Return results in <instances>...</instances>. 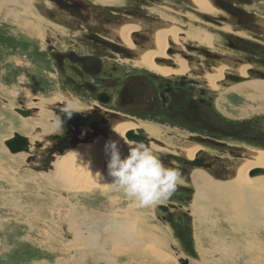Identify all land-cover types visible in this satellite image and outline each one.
Here are the masks:
<instances>
[{
	"label": "rangeland",
	"instance_id": "obj_1",
	"mask_svg": "<svg viewBox=\"0 0 264 264\" xmlns=\"http://www.w3.org/2000/svg\"><path fill=\"white\" fill-rule=\"evenodd\" d=\"M83 1L92 3L97 10L99 8L106 10L111 15L110 19L111 17L114 18L115 15L112 16L113 14L109 10L113 11V8H127L123 5L118 7L107 6L96 3L94 0ZM51 2V0H0V95L2 100L0 111V264H181L180 258L188 259V264H264V256L263 258L261 257L264 251V213H259L257 223H241L244 222L245 218L246 220L254 221V215L250 216L249 213L242 210H244V206H249L253 209L251 205L255 204L256 201L260 203V201L264 200L263 194H260L254 201L255 192L251 189L246 197L240 198L238 206H235L236 208L230 199H227L228 201H221L220 205H222L218 206L216 200H212L213 194L211 192L216 191L215 193H218L214 187L215 190L210 192L212 197L208 200L209 203L203 201V204H199L198 199L195 197L198 187L210 185L213 182L216 183V181L221 183L228 181L235 173L232 175L230 172L224 173V171L218 170L219 168L213 170L195 166L186 167V171L180 170L181 180L174 195L166 202L151 208L137 207L119 191L113 189L110 184L112 178L109 175H107L108 181H106L109 188V192L107 193L101 190L100 185L95 190L82 189L77 191L70 188L65 189L59 185L55 161L61 154L50 151L53 136H51L52 134H45L41 126V120H48L47 112H41L37 104L46 103V101L41 99H50L60 95L64 96L70 92L74 93L72 94L74 98H77L80 110H89L85 108L87 104L81 99V96L83 97L82 92L75 93L74 87L68 83L67 77L73 74L67 65L63 67V64L58 61L57 55L67 52L68 49L74 46H82L80 41H83V34L88 29L100 30L99 28L106 26L112 30V26L115 25L112 23L114 21L110 19H108L110 21L104 20L99 21V23L93 21L99 28L91 29L89 27L86 29L84 26L78 27L72 24L68 20L69 15H66L63 21H54L50 16L57 13L60 16L59 13H62V8L58 5L55 6ZM242 8L245 11H250L256 17H262L264 15V0H250L248 7ZM97 10L94 11L95 14ZM192 14L196 15V12L190 11L188 16ZM96 17L98 20L102 16L100 13H97ZM112 20H115V18ZM203 21L199 24L206 26ZM18 22H26L25 25L28 26L36 23L39 28L41 26V34L37 32L34 35L29 34L30 31H25ZM181 24L192 27L186 21ZM259 26L261 27L260 32L264 35V27ZM249 28H239L242 33L238 35L243 38L245 44H247L248 40V42H252L250 33L252 27ZM117 29L114 28L113 32ZM114 34L119 35L117 32H114ZM106 36L113 39L112 32ZM231 37L237 44L238 39L235 34L231 35ZM49 39H56L54 50H48L46 40L49 41ZM218 41L222 44V36ZM215 44L213 42L210 47H215ZM243 44L242 46L240 44L241 51L237 47H231L230 49L232 50L226 49L229 51H226V55L228 59L232 57H250L251 61L247 60L256 66L257 79L245 82L244 78L239 77L238 81H226L228 82V86L217 84V88L219 87L217 93L220 95L219 99L221 100L219 102L222 106L223 114H220L219 111L221 109L217 105L215 106L218 111L216 113L220 114L219 117L227 124L238 125L240 127L244 125L243 122L245 121L247 125L248 122L252 123L254 128H249V130L263 135L264 108L258 107V110H252L249 106L253 107V100L249 96L254 92L258 93L257 89L252 87L253 84L264 82V42L257 43L260 46L257 55L260 57L249 56L247 53H250V51L244 49ZM78 50L83 51L80 48ZM137 50L140 51V48H137ZM138 58L133 60L137 61ZM183 58L189 61V58L186 56ZM228 59L227 62L222 63L228 65ZM136 65L145 66L141 63ZM216 65L220 66V64H215L214 68ZM240 65L238 64V66ZM241 67H244V71L245 69L247 70V67ZM212 70L209 73H213ZM136 71L139 72L138 70ZM245 73V75L241 76H248L247 71ZM206 74L208 73L204 75ZM243 83L250 84L251 88L243 90L241 93L238 90V92L232 91V95H227L229 88L232 87V90H236L234 88L235 85H239V89H241L242 86L240 85H243ZM225 86L228 89L222 90ZM212 90L215 91L216 89ZM15 92L29 96H39V99L35 98L30 101L32 98H24L20 94H14ZM214 96L215 98L217 97L216 94ZM27 99H29V102ZM219 99L217 97L215 101ZM221 101L225 102L221 103ZM261 103L263 102H257V104ZM59 105L61 106V104ZM59 105H49V114L55 121L58 119L56 108L60 107ZM223 106L226 107L225 110ZM260 106L264 107V103L263 106ZM17 108L25 110H32L34 108L35 111L30 116H24L15 111ZM162 119L164 120L162 122V129L168 132L166 136L167 140L160 139L164 141L165 146L157 145L155 151L162 162L165 153H172L167 150L180 148L184 144L188 145L191 143L205 146L204 153H207V156L212 160L217 159L215 163L225 162L226 167H230L229 165L232 167L236 166V164L247 158L246 156L250 155V151L253 149L262 148L264 150V141L254 140L249 137H247L248 139L228 138L213 131H211L213 137L226 142V144L222 143V146H217L210 143H195L191 139L193 131L191 132L188 128L189 122L184 121V119L183 121H172L166 117ZM155 120L157 121V119ZM50 121L52 122L53 120ZM127 121L136 122L137 124L139 122V124L143 123V126H151L152 130L158 132L151 124L132 119H128ZM69 130L65 125H62V128L60 126L56 132L52 133L64 135ZM14 132H19L29 138V153L20 152L14 154L6 147L5 140L12 137ZM33 133L36 135L35 138H32ZM201 134L212 137L207 132H201ZM101 136L102 134H97L96 137L94 136V139L87 138V142H94ZM37 140L43 141L47 147L42 148V145L40 147L35 146L34 144ZM75 145L78 144L76 143ZM229 150L233 151L234 154L238 153L240 155L239 159L237 155H234ZM179 151V149L173 150V152L177 153L176 155H181ZM200 151L203 150H198L197 153ZM32 155L36 159H31L34 157ZM165 166L178 169L179 165L172 162L170 165L165 164ZM199 168L205 172H195V169ZM231 170L234 172L233 168ZM227 174L231 176L225 177ZM46 177L54 178L56 181L49 182ZM115 198L116 200L113 201ZM192 199L197 205L196 208L198 210L193 207L194 203H190ZM161 204H172L175 206H170L167 211H164L159 209V205ZM109 205L115 207L109 208ZM71 209L75 211L73 219L75 228L73 229L80 233L83 232L84 236L89 234L86 233V227L93 222L95 223L98 218L101 219L99 212L118 214L122 220L127 221V226L131 232L135 231L137 233L135 230L137 229L141 232V236L135 238L136 236L134 235V243L131 242V239H129L130 241L128 239H118V242L111 240L109 238L111 237L112 227L100 221L98 224L99 228L97 229L99 235L91 244L87 243L86 241L88 240L85 239V242L84 240L75 239V236H72L71 231L69 232L68 229V217L71 222L73 215L71 214ZM143 214L148 215L144 216ZM200 214L205 218L201 217ZM96 215H99V217H96ZM132 220L136 221L135 226L129 225ZM235 227L238 228L239 233H237ZM146 229L150 231L149 234H146ZM143 230L145 234H143ZM141 238L142 243L140 244ZM135 243H138V245ZM231 243L233 246L235 245V249L231 250L229 246ZM102 247L105 252H102ZM162 251L170 255L167 256L170 258H167V260L166 258H162L164 256L162 255Z\"/></svg>",
	"mask_w": 264,
	"mask_h": 264
},
{
	"label": "flooded vegetation",
	"instance_id": "obj_2",
	"mask_svg": "<svg viewBox=\"0 0 264 264\" xmlns=\"http://www.w3.org/2000/svg\"><path fill=\"white\" fill-rule=\"evenodd\" d=\"M51 1L55 6L58 5L62 8V13H59L60 16H58V13L50 16L54 21H63L65 16L69 15L68 20L72 24L78 27L84 26L86 29L89 27L91 29L97 28L98 25L95 23L104 20L114 21L112 23L115 25L112 26V30L106 26H102L101 28L98 27L100 30L88 29V31L83 34V41H80L82 46H74L68 49L67 52L57 55V59L63 64V67L67 65L68 69L73 74L67 77L68 83L74 87L75 93L82 92L83 97L81 96V99L87 104L85 108L89 110L74 112L69 119L66 114L61 111L65 102H62L63 105L60 103L61 106L59 105L60 107L56 108V116L57 118L61 117L63 121L62 125H65L66 128L70 130L64 135L61 133H54L55 135H51L53 136L50 147L51 152L64 151L68 146L70 147L78 143V139H94V136L96 137L97 134L101 135L108 132L117 122L127 121L128 119L153 125L158 130L159 134L163 132L161 136L164 137V140H167L166 136L168 132L162 129V122L164 121L162 118L164 117L172 121H183L184 119V121L189 122L190 125H188V128L191 132L193 131L191 139L192 142L195 143H210L217 146L226 144V142H222V140L213 137L211 131L214 133L217 132L228 138L248 139L247 137H249L254 140L264 141V134L262 135L261 133L249 130V128H254L252 123L248 122L247 125L245 121L243 122L244 125L238 127V125H231L222 121L223 119L219 117L220 114H223L222 106L219 102L221 100L219 99L220 95L212 90L204 75L205 73H209L214 68L215 64L223 66L224 63L222 62H227L228 57L226 53L229 51L226 49L232 50L230 49L231 47H237L240 50V44L242 46V43H244V49L250 51V53H247L249 56L260 57L257 55V51L260 49L257 43L264 42V35L260 32L261 27L259 26L261 25L264 27V15L262 17H256L250 11H245L242 8L248 7L250 0H207L208 5H210L209 11L200 9L194 0H120L119 4L112 5V7L123 5L127 8H113V11L109 10V12L113 14L112 16L115 15V20H112L114 19L112 17L110 19L111 15H109L106 10L101 8L97 10L90 2L83 0ZM122 1L123 3H121ZM95 10H97L96 14L94 12ZM190 11L196 12V15L192 14L188 16ZM97 13H100L102 16L99 17L98 20L96 17ZM202 20H204L203 22L206 26H201L199 24ZM93 21H95V23H93ZM180 21L181 23L186 21V23L193 25L192 27L194 28L200 27L205 30L207 29L208 32L211 31L217 38L215 39V47L212 48L187 40V37H185L187 33H185V31L190 30L191 27L181 23L179 25L178 23ZM94 24L96 27L93 26ZM125 26L132 27L129 30L130 35L132 34L130 36L131 41L133 40L132 43L142 48L146 46V48L148 47V51L156 49L157 46L155 44L154 35L158 31L175 29V33L177 34V39L175 38L177 45L173 39L168 36L166 38V43L168 41L167 46H169L165 49V53L168 57L163 59L162 57H153L152 60L160 67L169 68L170 66V68L175 69L176 63L172 57L180 54L181 56H187L190 64L194 68L191 67L192 69L183 74H178V72H176L167 76L151 70L148 67L131 63L132 61L127 62V59H136L138 54L134 49L125 46L117 34L113 32L114 28ZM134 26H136V29L133 28ZM225 27L229 28L231 31L226 30ZM243 27L246 29L252 27L250 31L253 37H251L252 42H248L249 40L246 39L248 41L247 44H245L243 38L238 35L242 33L240 29ZM111 32L113 33V39L106 36L110 35ZM233 34H235L238 39L237 44L231 37ZM221 36L223 38L222 44L218 41ZM46 42L49 48L48 50H54L56 39H49V41L46 40ZM179 45L180 47H178ZM79 48L83 49V51H79ZM169 50H173L174 55H170L168 53ZM247 59L251 61L250 57H232L228 59V64L232 66H238V64L247 65L246 71L248 76L243 77L237 73L235 70L236 67H230L231 69H228L224 77L219 80V84L228 86V82H232L233 80L238 81L240 79L239 77L244 78L246 80L245 82L257 79V68ZM66 62L67 64H65ZM227 86L221 89L225 90ZM213 93L217 95L218 101H215L217 97L215 98ZM72 94L74 93L69 92L65 95H70L69 97L74 98ZM230 94L232 95L231 91H229L227 95ZM74 99L77 100V98ZM223 102L225 101H221V103ZM216 105L221 109L219 111L220 114L216 113L218 112L215 108ZM223 108L226 109L224 106ZM34 111L35 109L32 108V112ZM64 117L77 124L85 122L88 125L79 124L75 126L72 123L64 122ZM147 117H149V119H147ZM155 119H157V121ZM86 132L88 133L87 136ZM132 132L137 135L139 134V131ZM201 132L210 133L212 137L205 136L201 134ZM93 133L94 135H92ZM211 140L218 143H214ZM161 141L160 139L150 138L149 142H155L156 145L164 147L165 143ZM38 142L41 144L43 141L37 140L35 144ZM46 147L47 146L43 143L42 148ZM230 152L233 153V151ZM166 154L169 153L164 154V164L170 165L172 162L178 163L179 171H186V167H189V165L177 162L173 158H167ZM195 154V159H204L203 163L209 165L206 169L215 170V168H219L218 170H222L224 173L230 172L231 175L234 173L231 170V165H229L230 167H226L225 162L215 163L217 159L212 160L209 158L207 153H204V150L198 153L196 152ZM234 155H237L239 159L240 155L238 153ZM31 159H36V157L34 156ZM230 174H227L225 177Z\"/></svg>",
	"mask_w": 264,
	"mask_h": 264
},
{
	"label": "bare ground",
	"instance_id": "obj_3",
	"mask_svg": "<svg viewBox=\"0 0 264 264\" xmlns=\"http://www.w3.org/2000/svg\"><path fill=\"white\" fill-rule=\"evenodd\" d=\"M94 1L96 3H100V4L108 5V6H111V5H115V4H119L120 3V0H94ZM194 2L199 6L200 9H202V10H208V11L210 10L209 9L210 8V5H208L207 0H194ZM16 3H18V2H16ZM215 12H216V10H215ZM25 23H22L21 22L19 24L22 25V28L25 31H28L29 30L30 31V32L28 31L29 34L34 35L36 32L41 34V26L39 28L36 23L35 24H31L32 26H28V25H25ZM28 24H30V23H28ZM178 24L180 25V23H178ZM191 26H193V25H191ZM131 28L129 26L128 27L125 26V27L118 28L116 31H114L115 33L117 32L119 34L117 36L121 39L122 43L125 46H127L128 48L134 49L136 51V53L138 52V57L139 58H138L137 61H135V60H129V59H127L126 61H128V62H131L132 61V63H134V64H140V63L141 64H144L145 66H147L151 70L157 71V72H159L161 74H164V75H167V76L168 75H171V74H174L176 72H178V74L179 73L180 74L181 73L183 74L186 71H189L190 69H192L191 67H193V66L190 64V62L187 61V60H185V58H183L184 56H181L180 54L174 55L172 57L174 59V62L176 63V68L175 69L174 68H170V66H169V68L168 67H160L159 65H156L157 63L155 64L153 62L154 60H152L153 57H162V59L168 57V55H166V53H165L166 47L169 46V45L167 46L168 41L166 43V38L168 36H170V38H172L173 41L177 45V42H176L177 34L175 33V29L174 30L173 29H167V30L165 29L164 31L160 29L161 31H158L154 35L155 42H156L155 44L157 46L156 49H154L153 51H151V50L148 51V49H147L148 47L146 48V46H145L144 48H142V47H140L138 45H134L132 43L133 40L131 41V39H130L131 38L130 36L132 34L130 35V31H129ZM133 28L136 29V26H134ZM169 28H172V27H169ZM226 30H230V29L229 28H226ZM186 31H188V32H186ZM186 31H185V33H187V36H185V37H187V40L194 41V42H197L199 44H202V45H205V46H208V47L212 46L213 42L215 43V39H217L216 36L213 33H211V31H209L210 32L209 33L207 31V29L205 30V29H202L200 27H195V28L194 27H191L190 30H186ZM181 46H182V44H181ZM178 47H180V45ZM183 47H184V45H183ZM137 48H140V51H138ZM187 62H189V63H187ZM162 65H167V64H162ZM140 66H143V65H140ZM241 66H245V68L247 67L246 65H240V66H235V65L232 66L230 64H228L227 66L226 65H223V66H221V65L220 66H217L216 65V67L212 70L213 73L206 74L205 75V79L208 81V85L212 89H216L215 91L218 92V88L219 87L217 88V84L220 83L219 80L224 77V74L226 73V71L228 69H231L232 67H234V68L236 67L235 70L237 71L238 74H240V75H245L246 74L245 73L246 69L244 71V67H241ZM240 86H242L241 89H239V85H237V86L235 85L234 88L236 90H234V89L231 90L232 89V87H231V88H229V91H231V92L232 91H235V92H238L239 91L241 93L243 90H247L248 88L249 89L251 88L250 84H248V83L247 84H244L243 83V85H240ZM252 87L256 88L257 91H258V93H255L254 92L253 94H250L249 97H250L251 100H253V107L252 106H249V107L252 110H258V107L259 108H264V107H261L260 106V105L263 106V103H264V82L253 84ZM14 94H16V95L17 94H20L24 98H32L30 101H32L33 99L39 97V96L36 97L34 95H32V96L31 95L29 96V95H26V94L24 95L23 93H18V92L17 93L15 92ZM67 98H68V96H66V95H64V96L63 95L62 96L60 95V96L53 97V98H50V99H41L43 101H46V103H38L37 104V106L40 107V111L41 112H47V118H48V120H45V119L41 120L42 131H44L45 134L51 135V134H53L52 132H56V130H57L55 124L52 123V122L55 121V119L52 118L50 116V114H49V109H50L49 105L50 104H52V105L58 104L59 105L60 103L63 104L62 102H65V100ZM27 100L29 102V99H27ZM73 100H75V99H73ZM75 101H76V106L77 107H80L79 104H78V101L77 100H75ZM257 102H263V103L257 104ZM28 112H29L28 115H25V116H30L32 114V110H29ZM50 120H53V121L51 122ZM63 120H64V122H67V123L69 121L68 119H67V121L65 119H63ZM139 123L137 124L136 122H132V121L117 122V124H115V126H112L109 129L108 132H106L105 134H102V136L100 138H98L94 142H87V140H82V141H78V143H77L78 145H73L72 147L65 149L63 152L54 151V152H58L59 154H61L60 156H58V158L55 161V168H56V173H57L56 176L59 178V185L62 186V187H64L65 189L66 188H68V189L70 188V189L75 190V191L82 190V189H85V190H87V189L95 190V189L99 188L98 185H100L101 186V190L103 192H105V193L109 192V188H108V185H107V182H106V181H108L107 180V177H108L107 176L108 175V171H107V160L109 158L108 155L105 152V145H106L107 142H109V141H116L119 144V146H120L121 153H122V156H123V155H126L127 152H128V146H127V143L126 142L127 141H132V140L129 139L127 133L129 134L132 131H135L136 132V131H138V129H141L142 128L146 132V134H147V136H148L149 139L150 138H155V139H162V140H164L163 139L164 137L161 136V134L163 132L161 134H159L156 130H152V127L151 126L150 127H146L145 125L144 126L142 125L143 123L142 124H139ZM114 129L118 133H121L122 134L123 139L119 136V134ZM35 136L36 135L33 133L32 138H35ZM211 141H213V140H211ZM43 143L44 142H42L41 145H43ZM214 143H217V142H214ZM35 146H37V144H35ZM29 147H30V143H29ZM38 147H40V146H38ZM149 147H151L154 152L157 149V145H156L155 142H149ZM176 149H179L180 150L179 152H180V154L182 156H184L185 158H187V159H189V160L192 161L193 158H194V156L196 155L195 153L198 150H205L206 147L205 146H202L200 144L195 145V144L191 143V144H188V145L187 144H184L183 147L175 148V149H170V150H167V151H170L172 153H175V152H173V150H176ZM29 152H30V149H29V151H26L25 153H29ZM14 154H16V153H14ZM246 157L247 158L243 159L240 163L236 164V166H234V167L231 166L233 168L235 174L228 181H224L222 183L216 181V183L213 182L210 185L207 184V185H205L203 187L202 186L201 187H198V190L195 192V197L198 199V203L199 204H203L202 203L203 201H207L208 202V200L210 199V197H212V195H210V192L212 190H215V189L217 190L218 193H215L216 191L215 192H213V191L211 192V194H213V199L212 200H216L218 206H221L222 205V204L220 205V202L221 201H226L227 199L228 200L230 199V201H232V203H234V207L235 206H238V203L240 201V198L243 199V196L246 197L247 196V193L249 191H251V189H253L254 190L253 192H255V197H253L254 201H255V199L260 194H263V197H264V174H258V175H255V176H251L250 175V171L253 170L254 168H256V167H264V150H262V148L253 149V150L250 151V155H248ZM187 165H189V164H187ZM189 166H191V165H189ZM192 167H194V166L192 165ZM195 167H200V166H195ZM196 171L197 172H201V173H204L205 172L201 168L195 169V172ZM247 174H248L249 177L247 176ZM104 175H106V176L104 177ZM46 179L49 182H55L56 181V179L50 178V177H48V178L46 177ZM195 180H197V179H195ZM211 186H212V188L214 187L215 189L214 188L212 189ZM197 199H195V200L197 201ZM115 200H116V198L113 199V201H115ZM241 202H243V201H241ZM190 203L191 204L194 203L193 204V207L194 208L197 207V205L195 204V202H193V199H192V202H190ZM251 206L253 207V209L251 207H249V206H244V208H243L244 210H242V211H245V212L249 213L250 216H253L254 215L255 216L254 217V221H252V220L250 221L248 219L246 220V218H245L244 222H241L242 224L243 223L245 224L246 222L248 224L249 223L251 224L252 222L257 223V220L259 218L258 217L259 213H264V200L263 201H260V203L256 201L255 204H253ZM114 207L115 206H113V205H109V208H114ZM250 208H251V210L249 211ZM232 209H230V210H232ZM197 212H199V211H197ZM200 212H201V210H200ZM230 212H232V211H230ZM99 213L98 214L100 215V217H101L102 220L100 218H98L97 219L98 221L96 220L95 223L93 222L88 227H86V233H89V234H87V235L84 236L82 234L83 232L80 233V232H78V231H76V230L73 229V228H75V224H74V221H73L74 215H75V211L72 210V213L71 214H73V215H72V218H71V222H70V218L68 217V221H69V228L68 229H69V232L71 231V234H72V236L73 235L75 236V239H78V240H81V241H83L85 239V240H88V241H86L87 243L91 244L92 241H94L97 238V236L99 235L98 232H97V229L99 228L98 224L101 221V223H103V224H105L107 226L110 225L112 227L111 228V231L112 232L110 234L111 237L109 238L111 240H115V241L118 242V239H122V240L123 239H125V240L126 239H128V240L131 239V242L134 243L135 242L134 239L135 238H138L139 236H141V232L139 230H137V229H135L137 231V233L135 231H132L131 232L129 230L128 226H127V221L126 220H122L121 216H118V214L115 215V213H112V212H107V213L99 212ZM99 215H96V217H99ZM141 215H142V213H141ZM143 215L146 216L148 214H143ZM200 216L203 217V218H205L204 216H202V214H200ZM87 217H89V216H87ZM237 217H239V216H237ZM141 218H142V216H141ZM199 221H200V219H199ZM135 223H136V221L132 220V222H130L129 225L135 226ZM61 225H62V223H61ZM81 227H82V224H81ZM87 229H88V231H87ZM101 229H102V227H101ZM79 230H81V229L79 228ZM235 230L237 231V233H239L238 232L239 231L238 228H236ZM149 232L150 231L146 229V234H149ZM143 234H145V231L143 232ZM134 235L136 236L135 238H134ZM232 237H234V236H232ZM248 238H250V237H248ZM146 239H148V238H146ZM85 240H84V242H85ZM140 240H141V242H140V244H141L142 243V238ZM143 243H144V241H143ZM135 244L138 245V243H135ZM145 244H147V243H145ZM222 245H224V244H222ZM91 246H93V245H91ZM229 246H230V248L232 250L235 245L233 246L232 243H231V245H229ZM132 247H134V246H132ZM147 248H148V246H147ZM79 249H81V248H79ZM102 249H103L102 252H105L103 247H102ZM237 249H239V248H237ZM162 252H163L162 255H164L162 258H164V259L166 258V260H167V258H168L167 256H170V255H167V253H164L165 251H162ZM80 254L82 255V253H80ZM260 256H261V254H260ZM263 256H264V251H263V254H262L261 257L263 258ZM237 257H235V258H237ZM159 259H160V257H159ZM229 259H227V260H229ZM228 262H230V261H228Z\"/></svg>",
	"mask_w": 264,
	"mask_h": 264
},
{
	"label": "clouds",
	"instance_id": "obj_4",
	"mask_svg": "<svg viewBox=\"0 0 264 264\" xmlns=\"http://www.w3.org/2000/svg\"><path fill=\"white\" fill-rule=\"evenodd\" d=\"M61 111L69 119L74 112H81L71 97L65 100ZM54 124L59 129L63 124L61 117ZM118 134L123 139L122 134ZM126 143L128 152L123 156L116 141H109L105 145V152L109 157L107 171L112 178V188L140 208L155 207L169 200L181 180L179 169L165 166L142 140Z\"/></svg>",
	"mask_w": 264,
	"mask_h": 264
},
{
	"label": "water",
	"instance_id": "obj_5",
	"mask_svg": "<svg viewBox=\"0 0 264 264\" xmlns=\"http://www.w3.org/2000/svg\"><path fill=\"white\" fill-rule=\"evenodd\" d=\"M170 55H174V51L173 50H169L168 52ZM187 57V56H186ZM1 95H0V110H1ZM16 112L20 113L21 115H28V111L29 110H25L23 108H17L15 109ZM65 120H67L66 117H64ZM69 123H72L73 125L77 126L79 124H82V125H88L87 123L83 122V123H75V122H72V121H68ZM139 131V134H135L134 132H130L128 134V137L130 140L132 141H139V140H142L144 141V143L146 145L149 146V141L150 139L148 138L146 132L144 131V129H138ZM78 141H82V139H79ZM29 138L26 136V135H23L19 132H14L13 136L9 139H7L5 141V145L9 148L10 152L11 153H20V152H26V151H29L30 147H29ZM37 146H41V144L38 142L37 143ZM72 147V146H70ZM69 146L67 148H70ZM63 152V151H61ZM166 157L167 158H173L175 159L176 161H180L182 163H185V164H189V165H193V166H200V167H208L209 165L207 164H204V159H200V160H197V159H193L192 161L185 158L184 156H181V155H176L174 153H169V154H166ZM258 174H264V167H256L254 168L253 170L250 171V175L251 176H255V175H258ZM170 206H175V205H159V209L161 210H164V211H167L169 209ZM180 261L182 264H188V259H183V258H180Z\"/></svg>",
	"mask_w": 264,
	"mask_h": 264
}]
</instances>
